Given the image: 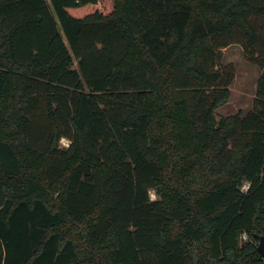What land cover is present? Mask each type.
<instances>
[{"label":"trees","instance_id":"16d2710c","mask_svg":"<svg viewBox=\"0 0 264 264\" xmlns=\"http://www.w3.org/2000/svg\"><path fill=\"white\" fill-rule=\"evenodd\" d=\"M232 44L263 72L218 117ZM263 234L264 0H0V264H264Z\"/></svg>","mask_w":264,"mask_h":264},{"label":"rangeland","instance_id":"374dc122","mask_svg":"<svg viewBox=\"0 0 264 264\" xmlns=\"http://www.w3.org/2000/svg\"><path fill=\"white\" fill-rule=\"evenodd\" d=\"M225 62H231L236 68V76L231 85L230 100L217 109V116L231 115L238 111L243 114L255 108L257 96V81L260 70L251 64L244 55L241 46L233 45L225 52ZM153 199L157 198L155 191H151Z\"/></svg>","mask_w":264,"mask_h":264},{"label":"built area","instance_id":"2783aa9c","mask_svg":"<svg viewBox=\"0 0 264 264\" xmlns=\"http://www.w3.org/2000/svg\"><path fill=\"white\" fill-rule=\"evenodd\" d=\"M60 143H61V145H63V146H69L70 145V140H68L67 138H61L60 139ZM248 187H249V182H246L245 184H244V186H243V191H246L247 189H248ZM243 238L244 239H246V236H243Z\"/></svg>","mask_w":264,"mask_h":264},{"label":"crops","instance_id":"0c3cea01","mask_svg":"<svg viewBox=\"0 0 264 264\" xmlns=\"http://www.w3.org/2000/svg\"><path fill=\"white\" fill-rule=\"evenodd\" d=\"M233 45H238V46H240L239 44H232V45H230V46L224 48V49H223V50H224V57H225V52H226L231 46H233ZM242 50H243V48H242ZM224 61H225V59H224ZM228 63H229V62H228ZM251 64L257 66V67L259 68V70H260L259 77H258V81H257V88H256V89L258 90V83H259V80H260V78H261V75H262L263 70H262L257 64L252 63V62H251ZM235 76H236V75H235ZM256 98H257V96H256ZM238 112H241V111H238ZM236 113H237V112H236Z\"/></svg>","mask_w":264,"mask_h":264},{"label":"water","instance_id":"95a60500","mask_svg":"<svg viewBox=\"0 0 264 264\" xmlns=\"http://www.w3.org/2000/svg\"><path fill=\"white\" fill-rule=\"evenodd\" d=\"M258 250L262 255H264V234L260 236Z\"/></svg>","mask_w":264,"mask_h":264}]
</instances>
